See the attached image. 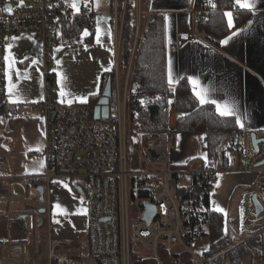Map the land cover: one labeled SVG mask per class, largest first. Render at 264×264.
<instances>
[{"label": "crops", "instance_id": "obj_1", "mask_svg": "<svg viewBox=\"0 0 264 264\" xmlns=\"http://www.w3.org/2000/svg\"><path fill=\"white\" fill-rule=\"evenodd\" d=\"M59 1L76 14L88 12L94 20V29H85L77 44L56 45L52 51L50 65L46 63L43 44L37 35L14 34L6 39V56L13 58L11 69L6 62V73L12 76V82L17 85V94L9 96L6 76L5 93L0 97V179L9 185V192L17 191L18 195L7 201L8 192L0 190L1 253L7 245L28 241L31 253L36 255L40 244L45 243L50 236L53 240H79L85 244L87 253L89 250L87 183L60 177L48 185L44 155L47 135L45 122L38 112V104L44 98L46 74L54 73L57 104H88L95 110L106 91L103 76L115 72V84L117 72L121 81L126 77L120 69L124 20L119 19L118 0ZM73 2L78 5V12L70 7ZM136 2L138 24L134 50L141 25L146 26L152 15L163 16L167 72L169 77L171 70L173 77L170 87L175 90L181 80L189 81V78H195L199 82L195 87L197 90L201 87L206 89L209 99L227 101L235 108L243 122V127L238 125L244 132L240 146L248 152L254 151L252 134L264 133V0H247L253 7L244 9L252 12V18L242 27H237L233 11H226L231 12L233 19V26L229 27L230 34L222 40L230 37L227 44L217 42L214 38L212 42L187 44L181 49L175 47L179 33L191 32L198 36L205 33L198 30L199 22H196V18L199 10L195 9V0H151L144 20L141 17V0ZM226 19L228 22L227 17ZM85 31L88 32L86 36ZM133 57L134 55L130 60L132 69ZM17 73L20 74L19 77ZM115 84L112 88V98L116 102L117 113ZM190 86L194 93V85L190 83ZM61 91H64V96L60 95ZM170 101L168 132L171 134L170 138L176 134L172 140L173 145L169 143L170 165L186 174L182 178L185 181L187 176L199 174L207 167V138L203 133H176L178 120L189 113L177 109L175 95ZM203 105L215 107L213 104ZM110 115L111 105L109 119ZM132 117L126 142L131 174L130 193L133 177L144 178V173L150 171L155 173L154 176L163 179V169L154 172L151 167L157 165L152 164L145 154L148 135L142 136L140 140L132 139ZM229 118L235 120V117ZM246 134H251V143L248 144H251L250 150L244 148ZM227 157L230 168L218 170L211 193V209L224 215L225 228L239 223L238 218H231L233 201L236 196L243 197L245 192L248 193L255 179L253 174L243 172V160L238 159L236 155ZM161 185L164 187V179ZM174 186L175 180L172 189ZM144 202L146 201H138V211L134 212L130 207L133 219H143ZM57 205L60 207L57 208ZM217 208L223 211H217ZM25 216H32V225H25ZM207 240L210 243L209 238ZM236 243L240 241L237 240ZM131 249V264H161L162 261L167 264H179L178 260L170 258V253L164 247L155 251L146 244L133 243Z\"/></svg>", "mask_w": 264, "mask_h": 264}, {"label": "built area", "instance_id": "obj_2", "mask_svg": "<svg viewBox=\"0 0 264 264\" xmlns=\"http://www.w3.org/2000/svg\"><path fill=\"white\" fill-rule=\"evenodd\" d=\"M35 3L33 6L15 8L13 3L0 0V97L5 93L7 37L22 33L37 35L43 44V54L48 64L52 60L54 45L63 34L64 22L77 15L68 6H61L54 0H36ZM209 4L213 5L212 1ZM209 12L210 8L199 10L196 22L207 17ZM84 14L90 15L88 12ZM213 40L211 34L198 36L181 32L175 47L181 49L187 44ZM132 70L131 62L124 81L120 80L119 72L116 74L118 107L114 122L96 120L95 110L88 104H57L52 83L46 74L44 98L38 104L47 135L45 178L48 185L60 177L87 183L89 250L84 254L83 244L79 240H53L50 236L40 244V251L36 255L31 253L27 241L7 245L2 249L0 260L24 259L27 264H86V257L90 255L99 264H131L132 244L142 243L155 251L164 247L170 254L174 249L181 248L176 252L186 250L198 264H207L183 240L180 209L172 186L175 176L184 178L186 174L170 165V132L151 135L144 149L152 164L164 166L161 171L164 187L154 193L152 202L157 206V217L148 226L142 218L133 219L130 215L131 174L126 142L131 117L147 109L144 97L133 85ZM259 146L257 152H248L236 144H230L224 150L226 156L236 155L244 161L243 172L255 176L248 189L249 194L257 189L264 191V165L259 166L264 161V143ZM217 173L218 170L207 166L199 174H202L204 182L214 185ZM154 175L150 171L144 173V177ZM8 187L0 179V190L8 192L7 201H11L18 194L17 191L9 192ZM23 220L26 226L33 223L32 216H25ZM259 236V264H264V229Z\"/></svg>", "mask_w": 264, "mask_h": 264}, {"label": "trees", "instance_id": "obj_3", "mask_svg": "<svg viewBox=\"0 0 264 264\" xmlns=\"http://www.w3.org/2000/svg\"><path fill=\"white\" fill-rule=\"evenodd\" d=\"M54 1L61 6L63 5L59 0ZM150 1L141 0V17L143 20L149 10ZM210 1L215 7L209 4ZM125 4L126 7L124 8ZM194 6L196 10L210 8L209 15L202 17L198 23V30L211 34L217 42L222 41L230 34V28L224 15L226 11H233L237 27H242L252 18V12L241 8L235 3V0H195ZM118 11L119 19L122 20L123 18L124 20L120 69L125 75L134 55L133 85L147 103L146 110L132 117V139L140 140L142 136L148 135L150 137L153 134L168 132L169 101L175 95L177 109L180 112L189 113L178 120L175 132L205 134L208 148L207 166H211L216 170L229 169L230 161L225 156L224 150L230 144L241 145L244 132L233 118L219 116L214 106L201 105L192 92L187 79L181 80L175 90L170 87L163 16L152 15L146 26L141 25L137 46L134 50L138 24L136 0H118ZM93 23L94 20L91 15L84 13L66 20L63 26V34L54 47L60 43L77 44L85 29H94ZM50 64L51 61L48 65ZM47 78L52 83L55 96L56 76L54 73H48ZM103 83L105 88L108 84H111L113 88L115 72L104 75ZM115 118L116 102L112 98L109 121L114 122ZM175 136L176 134L170 138V144L172 145ZM189 179V183L186 185L182 183L184 179L175 176V186L173 188L180 209L185 244L189 247L203 238H209L210 245L204 253V258H213V260L207 262V264H246L247 258L251 259V264H256L259 261L260 253L259 234L241 243L236 248L232 247L236 242L235 236L239 232V223L229 225L225 232L224 215L211 209V193L214 185L204 182L202 174H193ZM162 181L161 177L156 176L133 177L130 193L131 209L137 206L138 201L153 202V195ZM173 257L180 259L183 264H194L192 255L186 250L173 253ZM86 260V264H99L90 255L86 257Z\"/></svg>", "mask_w": 264, "mask_h": 264}, {"label": "rangeland", "instance_id": "obj_4", "mask_svg": "<svg viewBox=\"0 0 264 264\" xmlns=\"http://www.w3.org/2000/svg\"><path fill=\"white\" fill-rule=\"evenodd\" d=\"M8 2H11L14 4L15 8H22V7H28V6H33L34 5V1L31 0H7ZM125 13V12H124ZM124 15V14H123ZM128 70V69H127ZM257 137L259 139H264V133H256L254 132ZM251 134H246L245 135V140L243 143L244 144V148L245 149H251V144L248 145L249 143H251ZM232 155V154H231ZM163 165L159 164L157 166H152V170L154 172L162 170L163 169ZM190 176L186 177V180L183 182L184 184H188L189 183V179ZM163 186L161 185L159 187V190H162ZM254 195L257 196V200L258 202L261 204V206L263 207V210L260 212H257L256 206H255V202H254ZM233 210L231 213V218L235 219L238 218L239 220V232L238 234L235 236V241H240V243H236L232 246V247H237L239 246L241 243L247 241L248 239H250L253 236L258 235L263 229H264V191L257 189L255 191V193L249 194V193H244L243 197H238L236 196L234 201H233ZM133 211H138L137 207L133 208ZM237 216V217H236ZM85 245V244H84ZM83 245V252L84 254H87V249L86 247ZM209 241L207 240V238L200 240L197 243H194L192 246H189L200 258H202L204 260V262H211L213 260V258H204V253H206V251L209 249ZM181 248H177L173 250V253H175L176 251H178ZM39 251H40V247H39ZM37 249V253L39 252ZM173 253L170 254V258L172 260H178L179 264H183L180 259H176L175 257H173ZM190 254V253H189ZM0 257H2V253L0 252ZM20 260V259H18ZM3 264H9L10 261H15L12 259H4V260H0ZM23 261V260H22ZM194 264H198V262L195 260L193 261ZM19 264H24V262L19 261ZM259 261L256 263L258 264ZM26 264V262H25ZM161 264H167L165 262L162 261ZM246 264H251V259L247 258L246 259Z\"/></svg>", "mask_w": 264, "mask_h": 264}, {"label": "snow or ice", "instance_id": "obj_5", "mask_svg": "<svg viewBox=\"0 0 264 264\" xmlns=\"http://www.w3.org/2000/svg\"><path fill=\"white\" fill-rule=\"evenodd\" d=\"M235 3L240 5V7H242V8L253 7V5L251 3H248L247 0H245V2H243V3L241 2V0H235ZM70 7L76 9L77 12L79 11L78 5L75 2H73L70 5ZM213 7H215V5H213ZM224 15L228 18L229 27H232L233 26V19H232L231 12H226ZM97 33H99V29L97 30ZM84 35L85 36L88 35V32L85 31ZM234 35H235V33H234ZM228 39H230V37L225 39L224 41H222V43L227 44ZM97 42H99V35H97ZM4 61L7 62L9 69H11L13 67V58L11 56H5ZM57 63L59 64V61H57ZM5 75L7 76V79H8L7 91H8L9 96L17 94L16 93L17 85L12 82V76L8 73H5ZM19 75L20 74L17 73L18 77H19ZM25 76H27V73H25ZM189 82L194 85V88H193L194 95L198 98L200 104H202V105L203 104L215 105L216 111H217L219 116L224 117V118L235 117L236 123L239 126L243 127L242 119H241L240 115H238L236 113V110L232 105H230L227 101L219 102L217 100L209 99L207 96V90L206 89H203L201 87L197 90V88L195 87L199 83L197 79L189 78ZM168 83H169V85L173 84V77L171 75V70H169ZM60 95L64 96L65 95L64 91H61ZM13 102H16V101H13ZM142 103H143V101H142ZM169 103H171V101H169ZM56 207L59 208L60 206L57 205ZM216 210L217 211H223V209H219V208H217ZM226 231H227V229L225 228V232Z\"/></svg>", "mask_w": 264, "mask_h": 264}, {"label": "water", "instance_id": "obj_6", "mask_svg": "<svg viewBox=\"0 0 264 264\" xmlns=\"http://www.w3.org/2000/svg\"><path fill=\"white\" fill-rule=\"evenodd\" d=\"M8 7L10 8L11 5L8 4ZM112 91H113L112 85L108 84L106 91L103 95V98L100 100L97 108L95 109V119L96 120L106 121L109 119L111 98H112V93H113ZM251 137H252L254 151L257 152L260 147L259 145L261 143H264V139H258L255 133H253ZM262 165H264V161L259 164V166H262ZM254 202H255L257 212L262 211L263 207L258 202L256 195H254ZM143 206H144L143 221L146 223V225L149 226L157 217L158 209H157V206L150 201L144 202Z\"/></svg>", "mask_w": 264, "mask_h": 264}, {"label": "bare ground", "instance_id": "obj_7", "mask_svg": "<svg viewBox=\"0 0 264 264\" xmlns=\"http://www.w3.org/2000/svg\"><path fill=\"white\" fill-rule=\"evenodd\" d=\"M23 260V261H22ZM16 261H21V262H24V264H25V260L24 259H20V260H16ZM16 261H10V263L9 264H18V262H16ZM0 264H3L2 262H0ZM27 264V263H26Z\"/></svg>", "mask_w": 264, "mask_h": 264}]
</instances>
